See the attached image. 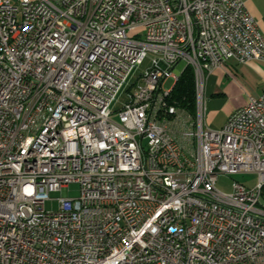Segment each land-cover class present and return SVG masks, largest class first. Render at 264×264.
<instances>
[{"label": "built area", "instance_id": "2783aa9c", "mask_svg": "<svg viewBox=\"0 0 264 264\" xmlns=\"http://www.w3.org/2000/svg\"><path fill=\"white\" fill-rule=\"evenodd\" d=\"M230 59L264 61L245 0H0V264H264V92L206 121ZM181 61L194 112L172 98Z\"/></svg>", "mask_w": 264, "mask_h": 264}, {"label": "crops", "instance_id": "0c3cea01", "mask_svg": "<svg viewBox=\"0 0 264 264\" xmlns=\"http://www.w3.org/2000/svg\"><path fill=\"white\" fill-rule=\"evenodd\" d=\"M247 8L264 33V0H245ZM264 92V61L228 60L207 78L206 121L212 128H221L229 116L244 106L250 97Z\"/></svg>", "mask_w": 264, "mask_h": 264}, {"label": "rangeland", "instance_id": "374dc122", "mask_svg": "<svg viewBox=\"0 0 264 264\" xmlns=\"http://www.w3.org/2000/svg\"><path fill=\"white\" fill-rule=\"evenodd\" d=\"M13 2H16V0H13ZM142 28H138V30H141ZM135 32V31H133ZM153 63V56L149 55L145 58L143 63L136 69L134 75L132 76L129 84L124 89L122 94L120 95L117 103L115 104V109L119 110L121 109L125 103H127L130 100V92L131 85L134 84L138 78L148 70ZM186 67V62L181 61L177 65L178 71H183ZM167 87L172 85V80H168L165 84ZM114 119L118 120L119 116L114 115ZM235 181H238L240 183L245 184L247 187H254L259 182V174L257 172L251 171V172H240L237 174H220L218 181H217V187L224 191V192H231L233 191V183ZM68 194L71 197L79 196L80 194V185L77 183H72L69 185L68 188ZM62 195V191H53L50 194V199L46 201L45 208L50 211L57 210L59 207V203L57 198ZM262 202L264 203V190H263V198Z\"/></svg>", "mask_w": 264, "mask_h": 264}, {"label": "trees", "instance_id": "16d2710c", "mask_svg": "<svg viewBox=\"0 0 264 264\" xmlns=\"http://www.w3.org/2000/svg\"><path fill=\"white\" fill-rule=\"evenodd\" d=\"M172 98L179 106L195 111V76L191 66H187L176 83Z\"/></svg>", "mask_w": 264, "mask_h": 264}, {"label": "water", "instance_id": "95a60500", "mask_svg": "<svg viewBox=\"0 0 264 264\" xmlns=\"http://www.w3.org/2000/svg\"><path fill=\"white\" fill-rule=\"evenodd\" d=\"M134 70H135V69H132V71L130 72V74H129L128 77L126 78L125 83H124V84L122 85V87L120 88V90H119L117 96H118V95L120 94V92L122 91L123 87L125 86L126 82L129 80V78L131 77V75L133 74ZM117 96H116V97H117Z\"/></svg>", "mask_w": 264, "mask_h": 264}]
</instances>
